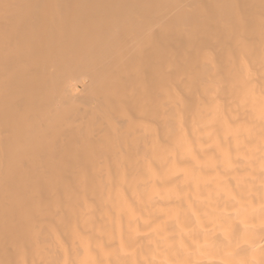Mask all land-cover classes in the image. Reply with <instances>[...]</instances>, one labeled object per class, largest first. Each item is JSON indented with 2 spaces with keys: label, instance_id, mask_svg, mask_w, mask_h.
<instances>
[{
  "label": "bare ground",
  "instance_id": "bare-ground-1",
  "mask_svg": "<svg viewBox=\"0 0 264 264\" xmlns=\"http://www.w3.org/2000/svg\"><path fill=\"white\" fill-rule=\"evenodd\" d=\"M0 264H264V0H0Z\"/></svg>",
  "mask_w": 264,
  "mask_h": 264
}]
</instances>
